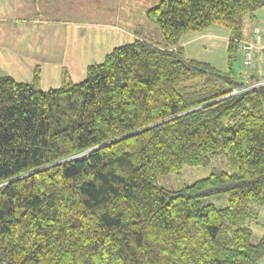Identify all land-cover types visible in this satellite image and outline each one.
<instances>
[{
  "label": "trees",
  "instance_id": "trees-1",
  "mask_svg": "<svg viewBox=\"0 0 264 264\" xmlns=\"http://www.w3.org/2000/svg\"><path fill=\"white\" fill-rule=\"evenodd\" d=\"M263 9L161 0L147 19L164 44L138 37L49 90L39 69L0 76V264H262L264 75L233 63ZM212 26L230 34L227 71L181 45ZM212 162L181 190L159 184ZM216 195L226 207L204 203Z\"/></svg>",
  "mask_w": 264,
  "mask_h": 264
},
{
  "label": "crops",
  "instance_id": "crops-1",
  "mask_svg": "<svg viewBox=\"0 0 264 264\" xmlns=\"http://www.w3.org/2000/svg\"><path fill=\"white\" fill-rule=\"evenodd\" d=\"M93 7L94 15L110 17L115 21L109 23L113 33L108 34L113 41L124 42L119 46L141 37L133 35L134 29L127 26L135 23L131 18L132 14L125 18L126 25L118 23V19H122L118 14L117 0H0V19L3 20L0 21V71H8L0 76H10L17 82L30 83L35 71L39 69L40 83L45 90L60 87L65 73L75 83L83 81L88 67L102 62L110 53L104 51H110L111 48L106 45L102 50H83V44L87 42L88 27L83 24L64 27V23L68 21L64 19V15L67 11L84 15L86 11L92 12ZM253 21V33L256 31L259 34L261 29L264 31V9L256 13ZM220 28L212 26L205 32L185 35L181 45L186 56L198 60L202 54L215 52L217 49L222 48L223 52L226 49L227 52L230 34L224 33ZM109 35L102 36L97 32V36L105 40L109 39ZM252 35L247 34L246 40ZM254 56L258 63L255 73L264 75V52L255 51ZM246 72L252 74V71ZM262 217L264 219V214Z\"/></svg>",
  "mask_w": 264,
  "mask_h": 264
},
{
  "label": "rangeland",
  "instance_id": "rangeland-1",
  "mask_svg": "<svg viewBox=\"0 0 264 264\" xmlns=\"http://www.w3.org/2000/svg\"><path fill=\"white\" fill-rule=\"evenodd\" d=\"M160 1L161 0H117L118 14L121 16L122 19V21L118 19V23L122 22L126 25L127 22L125 21L126 20L125 18L129 17V15L132 14L131 18L134 20L135 23H132L131 25L128 24L127 26L130 29L132 28L134 29V33L132 32L133 35L137 34L143 38H148L153 42L164 44L165 40L162 37V33L160 32L159 27L154 24H151L147 19V10L151 7L157 6L160 3ZM107 6L109 7V3L107 4ZM93 9L94 7L92 8V12L86 11L84 15L83 14L78 15L75 12L67 11L66 14L64 15V19L68 21L66 22L67 24L64 23L65 25L63 26L66 27L67 25H69V27L70 26L74 27L79 24H83L88 27L87 30L88 34L86 37L87 42L83 44V48H82L83 50L85 51L87 50L92 51L93 49L102 50L103 47L107 45L108 48L111 49L110 51L105 50L104 53L111 52L114 48L118 47L120 44L124 42L113 41L112 36L108 34L111 32L113 33V31L110 29L111 25L109 23L110 22L115 23V21L110 19V17L94 15ZM0 21L3 20L0 19ZM254 25H255V21H253L252 18L247 16L245 18V24L243 28L244 38L247 36V34L250 33L253 34L252 37L249 36L250 39L247 40H251L254 34L255 35L258 34V32L255 31V33H253L252 31L254 30ZM220 29L224 33H228V30H226L225 28L221 27ZM136 31H138L139 33L138 32L136 33ZM97 32L100 33L102 36L109 35V39L105 40L97 36ZM260 33L261 36L264 35L263 29H261ZM244 40H246V38ZM221 49H217L215 52L204 53L200 57L202 60L201 59L198 60L202 62L212 63L214 66H216L219 69H228V53L226 52V49L224 52ZM242 57L243 55H241V58L239 56V58L234 61L233 65L235 71L238 74L244 72V77H246L247 79L250 76V73L246 72L249 70H247V68L245 69ZM6 72L8 71L3 69V71H0V75L6 74ZM9 74L12 73L10 72ZM22 79H26V78H22ZM61 82L63 83V80ZM40 86L42 89L43 86L41 85V83ZM253 86H257V84ZM217 164H219V162L217 163L212 162L210 165L204 167H185L183 171L179 174L168 173L160 176L158 181L162 187L167 188L169 190H174V191L181 190L184 187L191 185L196 181L208 177L211 174L213 167H215ZM227 202H228V197L226 195H216L204 199V203L214 204L219 208L226 207ZM262 213L264 214V210ZM261 220L264 224V219L262 218ZM263 231H264V227H255L254 229L255 241H257L261 237ZM262 264H264V259L262 260Z\"/></svg>",
  "mask_w": 264,
  "mask_h": 264
},
{
  "label": "built area",
  "instance_id": "built-area-1",
  "mask_svg": "<svg viewBox=\"0 0 264 264\" xmlns=\"http://www.w3.org/2000/svg\"><path fill=\"white\" fill-rule=\"evenodd\" d=\"M243 49L245 52L243 64L247 69H255L258 66L255 60V51H264V38L257 34L251 40L243 41ZM264 85V81L257 84V86Z\"/></svg>",
  "mask_w": 264,
  "mask_h": 264
}]
</instances>
